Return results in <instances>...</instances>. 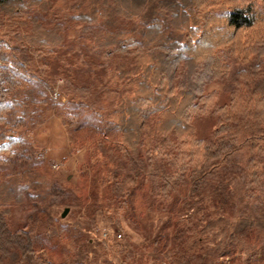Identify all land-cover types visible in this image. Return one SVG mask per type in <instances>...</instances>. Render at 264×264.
<instances>
[{
	"label": "trees",
	"instance_id": "trees-1",
	"mask_svg": "<svg viewBox=\"0 0 264 264\" xmlns=\"http://www.w3.org/2000/svg\"><path fill=\"white\" fill-rule=\"evenodd\" d=\"M51 6V0H0V20L15 28L12 35L0 34V163L28 143V122L39 116L38 105L48 104L41 85L26 80L25 63L15 54L13 43L26 41L37 49L62 46L65 27L46 26L32 14L34 9L47 12ZM75 7L78 13L71 19L83 23L81 39L99 50L116 46L135 62L130 68L117 67L110 78L111 83L126 81L131 89L109 116L120 144L138 156L147 133L152 138L148 153L172 164V179L181 180L189 173L192 180L188 196L178 200L182 216L176 220L171 243L163 238L154 242L157 258L168 264H218L203 241L218 223L208 219L201 225L193 215L203 207L201 183L237 148L247 149L246 166L254 180L262 178L264 0H79ZM133 19L137 28L120 26L121 20ZM222 76L228 100L217 104L211 94L205 95L204 87ZM207 113L219 123L212 142L197 138L192 123L195 114ZM152 118L156 120L150 122ZM48 184L36 172L14 174L0 184V203L20 204L26 190L45 189ZM113 194L123 201L130 195L122 182L113 184ZM212 198L216 209L224 211L225 199L216 193ZM10 213L8 207L0 211V264H65L38 244L28 225L10 229ZM253 228L264 229L262 200L234 224L240 237ZM224 255L220 264H226Z\"/></svg>",
	"mask_w": 264,
	"mask_h": 264
},
{
	"label": "rangeland",
	"instance_id": "rangeland-1",
	"mask_svg": "<svg viewBox=\"0 0 264 264\" xmlns=\"http://www.w3.org/2000/svg\"><path fill=\"white\" fill-rule=\"evenodd\" d=\"M51 1L47 12L34 9L32 14L46 26L61 23L65 27L62 46L37 49L26 41L13 43L15 54L25 63L26 80L41 85L48 104L38 105L39 116L28 122V143L0 163V184L24 171L45 176L49 184L45 189L26 190L20 204L0 203V211L8 207L10 229L28 225L38 244L65 264H168L157 258L154 242L163 238L171 243L176 220L182 216L178 200L189 194L190 174L174 181L172 164L148 153L152 138L147 133L138 156L120 144L109 116L131 89L126 81L111 83L110 78L117 67L130 68L135 62L116 46L99 50L81 39L83 23L71 19L78 13L79 0ZM120 26L137 28V19L121 20ZM14 29L0 20L1 35H12ZM227 92L226 76L204 87L205 95L211 94L217 104L227 102ZM192 123L197 138L213 141L219 124L216 116L195 114ZM239 148L201 183L203 207L194 211L193 218L201 225L208 219L218 223L216 231L203 237L208 254L218 264L222 254L226 264H264V229H250L242 237L234 231L238 218L264 201V158L262 178L256 181L246 166L247 149ZM116 182L129 190L126 201L113 196ZM213 193L225 199L224 211L211 203ZM65 208L68 212L61 217Z\"/></svg>",
	"mask_w": 264,
	"mask_h": 264
},
{
	"label": "water",
	"instance_id": "water-1",
	"mask_svg": "<svg viewBox=\"0 0 264 264\" xmlns=\"http://www.w3.org/2000/svg\"><path fill=\"white\" fill-rule=\"evenodd\" d=\"M68 212V208H65L63 212L61 213V217H64Z\"/></svg>",
	"mask_w": 264,
	"mask_h": 264
},
{
	"label": "built area",
	"instance_id": "built-area-1",
	"mask_svg": "<svg viewBox=\"0 0 264 264\" xmlns=\"http://www.w3.org/2000/svg\"><path fill=\"white\" fill-rule=\"evenodd\" d=\"M54 95L56 96V95H57V92H54ZM118 237H121V235H120V234H118Z\"/></svg>",
	"mask_w": 264,
	"mask_h": 264
}]
</instances>
